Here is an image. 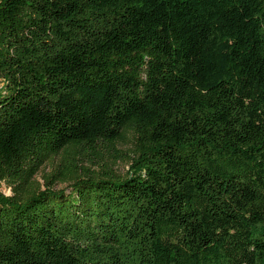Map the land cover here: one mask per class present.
Wrapping results in <instances>:
<instances>
[{"label":"trees","instance_id":"obj_1","mask_svg":"<svg viewBox=\"0 0 264 264\" xmlns=\"http://www.w3.org/2000/svg\"><path fill=\"white\" fill-rule=\"evenodd\" d=\"M0 264H264V0H0Z\"/></svg>","mask_w":264,"mask_h":264},{"label":"rangeland","instance_id":"obj_2","mask_svg":"<svg viewBox=\"0 0 264 264\" xmlns=\"http://www.w3.org/2000/svg\"><path fill=\"white\" fill-rule=\"evenodd\" d=\"M131 149H132V139L125 142L114 143L111 146V150L108 153L106 149L100 148L99 152L101 153V162L112 166L115 173L122 175L129 170L131 158ZM51 170L50 166L45 167L40 173L35 176V179L42 184L41 174L49 173ZM55 190L64 189V193L67 194L70 191L68 183H56L54 186ZM2 190L8 195V187H2Z\"/></svg>","mask_w":264,"mask_h":264},{"label":"built area","instance_id":"obj_3","mask_svg":"<svg viewBox=\"0 0 264 264\" xmlns=\"http://www.w3.org/2000/svg\"><path fill=\"white\" fill-rule=\"evenodd\" d=\"M9 191V190H8Z\"/></svg>","mask_w":264,"mask_h":264}]
</instances>
